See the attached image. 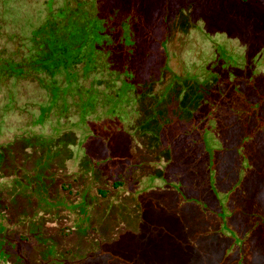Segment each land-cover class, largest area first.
I'll list each match as a JSON object with an SVG mask.
<instances>
[{"label":"trees","instance_id":"1","mask_svg":"<svg viewBox=\"0 0 264 264\" xmlns=\"http://www.w3.org/2000/svg\"><path fill=\"white\" fill-rule=\"evenodd\" d=\"M76 2L86 9L78 18L70 11ZM75 3L44 25L31 59L0 60V92L39 76L35 82L52 100L47 113L62 107L63 123L71 115L89 119L106 104L113 112L120 104L124 120L115 133L121 138L110 154L120 161L100 162L95 172L104 168L107 178L93 185L95 180L37 178L46 203L41 214L43 204L32 209L34 217L25 196L0 205V264H25L27 242L46 256L52 251L68 257L65 264H264V52L246 37L235 62L219 65L215 56L202 63L199 52L166 44L155 63L138 40L141 24L131 20L134 12L122 20L115 14L105 27L107 15L86 0ZM63 13L70 16L68 26ZM147 176L161 181L140 188ZM80 196L95 207L79 213L88 212L101 229L87 241L69 213L52 208ZM150 197L157 209L148 204ZM21 210L25 215L13 217ZM107 227L112 240L102 237Z\"/></svg>","mask_w":264,"mask_h":264},{"label":"rangeland","instance_id":"2","mask_svg":"<svg viewBox=\"0 0 264 264\" xmlns=\"http://www.w3.org/2000/svg\"><path fill=\"white\" fill-rule=\"evenodd\" d=\"M86 1L96 12L107 15L103 22L105 27L109 26L115 14L118 20H122L134 12L131 20L138 19L141 24L138 27V40L154 53L155 63L158 61L156 58L160 53L159 47L165 49L166 44L171 50L186 46L189 53L199 52V61L202 63L209 56H215L219 65L224 60L231 61V64L235 62L240 55V45H247L250 39L253 40L251 43L255 44V48L259 47L261 53L264 52V0ZM69 3H75V0H0V60L5 58L4 65L13 55L18 59L21 55L25 62L31 59L44 25H49L50 20H56V14L62 12ZM84 8L76 2L70 11L78 18L86 12ZM61 16L67 22L65 25H70V16L65 13ZM93 23L94 26L99 25L95 20ZM122 26L124 28V22ZM84 33L91 36L88 31ZM9 55L12 58L8 59ZM250 61L252 62L248 60L249 63ZM38 77L30 75L25 80L11 83L9 87L12 92H0V205L2 207L12 198L17 201L25 196V200H32L28 204L30 214L32 209L43 204L37 211V214H41L46 203L43 194H38L37 178L43 182V179L49 180L48 176H58L68 184H75L78 180L90 183L95 180L91 185L106 179L107 170H95L100 162L101 167L116 166L119 163L120 156L112 160L110 154L119 146L118 140L121 138L115 133L116 124L124 120L121 119L123 109L120 104L113 112L108 111L110 106L106 104L102 106V110L93 112L89 119L77 121V117L71 115L64 123L60 122L58 116L63 111L62 107L56 113H47L46 109L52 100L35 82ZM77 96L74 93V104L81 108ZM103 96L102 98L107 99ZM19 136L23 139L17 142ZM18 148L21 154L16 153ZM23 156L25 165L22 164ZM111 161L115 163L111 164ZM55 167L59 168L55 170ZM9 170L12 174L8 173ZM47 170L52 175L46 176ZM93 176L95 179H92ZM68 177L72 180L67 179ZM159 181V178L147 176L139 186L152 188L158 186ZM81 197L73 203L67 200L58 204L52 203V208L58 207L57 211L69 213L73 218L72 223L77 225L79 237H87L84 238L87 241L96 234L95 231L101 229L97 224L98 228L91 223L88 212L79 213L82 207L88 211H94L95 207L92 202L87 204ZM80 199L81 203L78 204ZM148 200V204H153V207L156 205L154 209H157L156 200L153 202L152 197ZM108 214L109 211L105 210V219ZM12 215L16 218L18 215H25V210L16 214L13 212ZM35 215L36 211L31 216ZM65 226L70 229L71 225L68 223ZM108 227L105 230L108 235L103 234L102 237L112 240V229ZM75 238L80 240L77 236ZM27 243L30 249L26 250L28 255L25 256V264H65L69 261L68 257H60L57 252L53 255L51 251L46 256L36 248V243ZM106 254L109 255L107 257L114 258L113 254Z\"/></svg>","mask_w":264,"mask_h":264}]
</instances>
